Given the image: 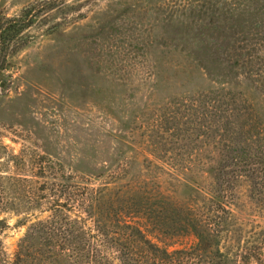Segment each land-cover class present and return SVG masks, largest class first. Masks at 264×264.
Returning <instances> with one entry per match:
<instances>
[{
  "label": "rangeland",
  "instance_id": "1",
  "mask_svg": "<svg viewBox=\"0 0 264 264\" xmlns=\"http://www.w3.org/2000/svg\"><path fill=\"white\" fill-rule=\"evenodd\" d=\"M263 3L0 0V20L26 7L41 11L0 71L4 264H24L21 240L49 216L52 202H63L68 176L98 186L120 170L123 182L153 181L181 203L193 195L186 178L207 188L213 174L196 175L197 165L210 157L215 168L225 151L218 136L228 134L210 114L216 91L234 95L225 102L241 115L230 132L250 121L264 131V80L257 79L264 75V26L256 25ZM184 168L192 170L187 177ZM249 185L239 178L225 186L231 225L222 252L233 246V264H264V187ZM148 237L169 252L195 243Z\"/></svg>",
  "mask_w": 264,
  "mask_h": 264
},
{
  "label": "trees",
  "instance_id": "2",
  "mask_svg": "<svg viewBox=\"0 0 264 264\" xmlns=\"http://www.w3.org/2000/svg\"><path fill=\"white\" fill-rule=\"evenodd\" d=\"M258 9L263 14L264 3ZM40 12L35 7H26L13 18L0 20V71L7 57L26 44L24 33L33 26ZM256 25L264 26V17L259 15ZM257 79L264 80V75H258ZM224 91L218 90V95L208 98L211 117L219 115L217 118L223 123L220 131L228 134L218 136L225 151L218 154L215 168L208 164L210 157L201 167L197 165L196 175L217 174L216 177L210 176L211 184L207 188L199 185L193 188L187 184L186 178L185 191L193 195L189 194L190 198L181 203L162 192L161 186L153 181L123 182L124 175L120 170H112V182L98 186L80 185L68 176L60 190L63 202H52L48 208L49 216L32 224L22 238L23 263H235L228 254L233 246L222 252V242L230 233L228 225L231 220L225 203V186L244 178L252 189L264 187V176L258 177L260 166L264 165V134L261 137L264 131L250 121L252 126L249 128L242 123L237 125L238 132H230L231 125L238 122L241 115L228 109L225 97L229 99L234 95ZM185 158L190 159L189 164L193 163L191 157L184 156L183 161ZM250 166L257 169L249 170ZM185 170L188 169H181L179 173L187 177L192 170H188L189 173ZM6 229L5 221L0 220V236ZM149 235L166 240L190 236L195 243L169 252L166 247L152 243ZM234 241L233 237L231 244ZM3 256L0 240V264H4Z\"/></svg>",
  "mask_w": 264,
  "mask_h": 264
},
{
  "label": "water",
  "instance_id": "3",
  "mask_svg": "<svg viewBox=\"0 0 264 264\" xmlns=\"http://www.w3.org/2000/svg\"><path fill=\"white\" fill-rule=\"evenodd\" d=\"M2 87H3V84L1 83V84H0V88H2Z\"/></svg>",
  "mask_w": 264,
  "mask_h": 264
}]
</instances>
